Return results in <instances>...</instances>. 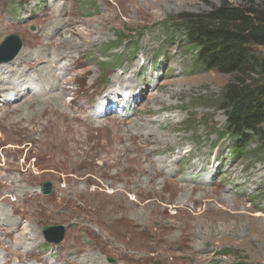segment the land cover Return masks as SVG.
<instances>
[{
	"label": "rangeland",
	"instance_id": "obj_1",
	"mask_svg": "<svg viewBox=\"0 0 264 264\" xmlns=\"http://www.w3.org/2000/svg\"><path fill=\"white\" fill-rule=\"evenodd\" d=\"M221 1L61 0L69 17L54 34L57 22L43 16L55 10L53 0H0V44L18 34L25 52L27 44L42 45L47 59L73 52L59 63L52 95L26 98L58 95L62 107L49 101L44 113L32 114L25 101L12 112L16 105L2 109L0 98V242L10 255L28 253L25 264H264V151L254 137L246 156L233 154L220 104L233 78L194 67L182 32L167 22ZM118 35L134 39L128 46L137 51L112 59L107 46ZM125 67L135 69L137 89L108 104L114 90L106 85L117 74L127 81ZM147 83L158 89L135 116ZM2 94L11 99L9 89ZM156 128L164 134H145ZM158 160L182 180L163 181ZM44 181L54 186L48 196L40 192ZM189 187L193 194H184ZM46 224L66 227L61 243L44 239Z\"/></svg>",
	"mask_w": 264,
	"mask_h": 264
},
{
	"label": "trees",
	"instance_id": "obj_2",
	"mask_svg": "<svg viewBox=\"0 0 264 264\" xmlns=\"http://www.w3.org/2000/svg\"><path fill=\"white\" fill-rule=\"evenodd\" d=\"M244 1L222 0L209 11L184 12L167 21L182 32L194 67L233 78L222 90L220 104L227 116L224 133L234 141L233 154L242 156L254 137L264 151V0ZM133 41L118 35L106 53L117 59L128 48L136 52L137 47L128 46Z\"/></svg>",
	"mask_w": 264,
	"mask_h": 264
},
{
	"label": "bare ground",
	"instance_id": "obj_3",
	"mask_svg": "<svg viewBox=\"0 0 264 264\" xmlns=\"http://www.w3.org/2000/svg\"><path fill=\"white\" fill-rule=\"evenodd\" d=\"M60 1L61 0H53L52 6L55 9L54 11H52V9L51 10L46 9L43 12V16L45 17V19L47 18V19H49L48 21H52L53 23L57 22L58 25L54 26V28H52V32L54 34L57 32V30H58L57 28L59 26H61L63 23L67 22V17H69V15H68L69 7L67 5L60 4ZM64 16H66V17H64ZM52 26L53 25H51V27ZM39 34H41V36L45 37L46 35L49 34V32L46 29H42L41 32H39ZM52 36H53V34H52ZM27 46H28L29 51L31 50V52H32L31 55H30L29 51L25 52L24 49L22 48L23 50L21 51V53H19L18 57L16 56L17 58H15L12 61H9L7 63L6 62L0 63V64H2V67H0V98H3V103L5 104L2 107V109L6 108V107H10V103H14V105H16V106L11 107L9 109L13 110L12 112L18 111L19 109H23L25 107V105H24L25 101H26V103L28 102L27 103L28 105L26 104V107L34 108L32 111L30 110V112L32 114L33 113H39V114L44 113L45 107H47V104L49 101L53 107H62L61 106L62 97L58 96V95H54L53 98L50 97L53 100L49 99V101L47 99H26V98L31 96V95L40 96V97H48L49 95H52L55 91L56 86L58 84H61V82H60V79H61L60 75L61 74H58L57 70L59 69L60 64L63 60L66 59V61H70L72 59L73 52L69 51V52H67V54H68L67 56H62L60 54V52L57 51L56 53L53 54L54 58L47 59L43 55L44 53L42 50V45L38 44L36 46H34V45L31 46V45L27 44ZM66 65H67L66 63L62 64L61 68L66 67ZM26 70L31 71V73H30L31 76L29 78L30 81L28 80V82L26 81L27 79L25 77V76H28V75H26ZM65 72H66V70H65ZM123 73L128 74L129 79L127 81L122 82L120 80V77L124 76V75L117 74V75H114L113 79L106 85L109 87H113V90H114V92L111 91L108 94V98L106 100V102L108 104L113 102L112 99L114 98L115 95L122 94L124 96H127L126 95L127 90L128 91H134L135 89H137V84L135 81V80H137V74L135 73V69L132 67L131 68L125 67V69L123 70ZM9 80H10V82H9ZM34 85L36 86V87H34L35 91L32 92V86H34ZM7 89H9L10 94H12L11 96H9V97H11V99H8L7 95L2 94L4 92V90H7ZM157 89L158 88L150 87V85H148V83L145 84L143 87H141V89L138 92V95L140 96V99H143V101L141 104H139V106L137 108L138 112H136L134 114L135 116L139 114L140 108L148 100L149 94L152 93L153 91L157 90ZM112 95H113V97H112ZM127 98L128 97H125L124 99H127ZM19 102H22V103L18 104ZM116 106L117 105L113 106V104H112L110 107L105 108L104 114H108L109 112L112 113L114 111V108H116ZM81 108H82V106H81ZM79 112L83 115L82 110H80ZM100 113L102 114L103 111ZM94 116H96V115H94ZM84 118L87 121H89V123L95 124L94 121L91 119V117L84 116ZM132 118L133 117H130V116H127L126 119H119V118L115 117V118H110V121L116 120L118 123H125L129 119H132ZM133 121H135V120H133ZM151 123H153V122H151ZM157 124H158V122H157ZM144 127H146V125H144ZM92 128H93V130H95V128H96V131H98V134L100 137L104 136L105 133L103 130H97L98 126H93ZM138 130L142 132L144 129L141 127ZM156 130H157V128H156ZM145 134L152 137V135H158L159 134L161 136L164 133L159 132L158 130L155 131L152 129V131H146ZM147 142H150V140H148ZM159 152H160V150H157L154 152L150 151L149 156L151 158H153V155L158 154ZM156 164L158 166V170L155 173H156V175L161 174L160 175L161 177L165 176L163 181H167L168 178L172 179L173 181H174V179H179V181L182 180V176L181 175L179 176V174H177L178 170L175 172V174L171 173V175H170L166 172V169H165L166 166H164L163 163L161 164L158 160L156 162ZM139 177H140V175H139ZM136 182L138 184V180ZM179 184H180V182H179ZM163 188H164L163 185L160 186V189L157 193H159L161 190H163ZM152 189L151 190L156 193L154 186L152 187ZM194 189L195 188L189 187L183 193L191 195V194H193L192 192L194 191ZM25 238L27 239V237H25ZM0 249L3 250L0 252L1 257L3 258V260L0 261V264H25L26 261L29 259V255L26 252L21 253L18 256L10 255L8 253L9 245L6 246L4 242H0ZM71 262L73 264V261H71ZM32 264H35V263H32ZM47 264H49V263H47Z\"/></svg>",
	"mask_w": 264,
	"mask_h": 264
},
{
	"label": "water",
	"instance_id": "obj_4",
	"mask_svg": "<svg viewBox=\"0 0 264 264\" xmlns=\"http://www.w3.org/2000/svg\"><path fill=\"white\" fill-rule=\"evenodd\" d=\"M32 30L35 28L32 27ZM23 48L22 38L18 34L8 35L0 44V63L9 62L19 55ZM42 195H49L53 190V183L51 181H44L41 185ZM66 227L64 225H50L46 224L43 228L44 238L50 242L59 244L64 240ZM109 262L115 263L116 259L109 257Z\"/></svg>",
	"mask_w": 264,
	"mask_h": 264
}]
</instances>
